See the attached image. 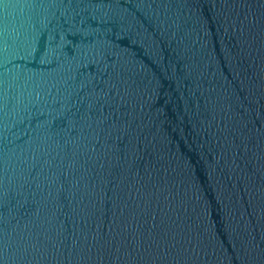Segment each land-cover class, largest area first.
<instances>
[{
  "label": "water",
  "instance_id": "1",
  "mask_svg": "<svg viewBox=\"0 0 264 264\" xmlns=\"http://www.w3.org/2000/svg\"><path fill=\"white\" fill-rule=\"evenodd\" d=\"M0 264H264V0H0Z\"/></svg>",
  "mask_w": 264,
  "mask_h": 264
}]
</instances>
